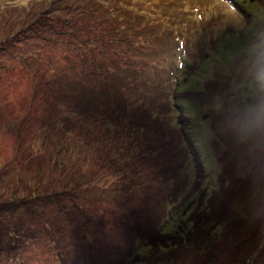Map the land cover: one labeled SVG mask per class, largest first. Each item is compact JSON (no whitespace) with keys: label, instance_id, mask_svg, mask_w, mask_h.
<instances>
[{"label":"rangeland","instance_id":"1","mask_svg":"<svg viewBox=\"0 0 264 264\" xmlns=\"http://www.w3.org/2000/svg\"><path fill=\"white\" fill-rule=\"evenodd\" d=\"M90 24L104 43L74 64L42 41ZM56 181L77 199L1 210ZM202 206L203 239L163 246ZM227 218L242 237L215 239ZM1 243L0 264H264V0H0Z\"/></svg>","mask_w":264,"mask_h":264},{"label":"trees","instance_id":"2","mask_svg":"<svg viewBox=\"0 0 264 264\" xmlns=\"http://www.w3.org/2000/svg\"><path fill=\"white\" fill-rule=\"evenodd\" d=\"M75 10L79 9L77 6H73ZM74 18H72L70 20V23L72 24V21H73ZM37 22V21H36ZM35 22V23H36ZM40 21H38L37 25L40 26L39 24ZM62 22V19H60L58 17V20L55 22L54 21V24H53V28L56 26V24ZM46 25V24H45ZM92 26L90 24V26L88 27V32H89V36H86V38H78L81 34L83 33H77L76 34V38H72V32H63V31H59L57 32L56 30L52 29L54 31V34L52 36L54 37H51V36H43L42 38V41L45 42V43H61V44H67L69 45V47H73L75 50H77L76 52H71L68 51L67 53H63L62 54V60L64 61V63L66 65L68 64H74V59L77 58L76 57V53H78V57L80 55L83 54L84 58H88L87 55L91 54L93 49L97 48V47H101L104 43V40H103V37H105L106 33L104 32L101 33L97 30V36H94L93 34L95 33L94 30L92 29ZM93 30V31H92ZM50 31V30H47V32ZM92 33H91V32ZM46 32V33H47ZM91 33V34H90ZM111 32L110 31H107V34H110ZM88 35V34H87ZM8 47H13V45L17 44V43H12V42H8ZM99 47V48H100ZM26 62L24 64V66L28 67V68H31L30 65H36L37 66V69H39V65H38V62L39 60H34L32 58H26ZM102 69V70H101ZM100 71H104L103 68H101ZM43 84V83H42ZM59 84L58 85V82L56 80H49V81H45L44 84H43V87H41V89H44L47 88L49 89L50 88V91L49 93L52 91V89H57V88H61V92L60 94L62 96H64L65 94L67 95V91L69 90V87H66L64 86V84L62 83V79H60L59 81ZM101 91H103V89H105V85H102L101 87ZM39 89V88H38ZM39 91H36L35 93H38ZM99 97H101L102 95L101 94H97ZM96 99L99 100V98L96 97ZM61 99L59 98V101ZM48 99L46 97V101L47 102ZM48 113L50 114L49 115V119L52 120V121H55V116L56 114L58 115V113H60V110H58V106L57 104H55L52 108L49 109ZM76 113V112H75ZM97 117H98V114H97ZM87 122H89L90 125H94V124H98V121L101 120V119H98V118H94L91 114L88 115V118H86ZM68 134V133H67ZM70 144H68V147H69ZM71 152L74 154L75 152V146L71 148ZM56 155V154H55ZM56 157L58 158V156L56 155ZM214 162L216 160L212 159ZM70 164V163H69ZM61 168L63 167H69L68 163H64V164H60ZM72 173V172H71ZM63 186L60 188V189H57L58 187V183L57 181L55 182V186L53 187V190H45L44 187H40V188H35V187H28V191L27 193H31V196L29 197H25V198H21L20 201L17 202V200L15 202L11 201L9 203H5V204L2 206L1 210L5 208V210L8 211V213L10 212V210L12 211L11 209V206H18L21 204L22 207H27L26 209L28 210L27 212H29L30 214L29 215H36L35 212H36V209L33 207V204H44L43 207L41 206H38L39 207V210H37V216L40 217L42 215V213L45 211V208H47V206L45 205L46 203H49V202H52L54 200L58 201V204L63 201V197L67 196L68 198H71V199H77L78 195L75 191L71 190V189H68V188H72L74 190H79L80 189V182H77L76 185H73L72 182H65V184H62ZM61 186V185H60ZM30 188V189H29ZM38 189V190H36ZM19 203V204H18ZM17 208V207H16ZM201 208V207H200ZM63 207L61 206V211ZM205 210V206H202V210H198L197 212H195L194 214L191 213L189 216H187L186 218L184 219H181L180 220V226L177 227V230H175L176 228H172L171 232H169V234H160V237L163 238L164 240H162L163 242V246H167V244H169L168 242H171L173 243L174 245H183V249H192V247H194V243H195V240L196 238H202L203 239V234L199 236L198 232L199 231H202L200 228H196L195 224V220L197 218V215H201V213ZM4 211V210H3ZM200 211V212H199ZM210 210L209 214L210 216L207 215V217H210V218H213L212 214L215 210ZM205 212V211H204ZM223 212V209H220L219 207H217V211H215V214L217 213V215L219 216L221 213ZM50 213V212H49ZM198 213V214H197ZM225 214V213H223ZM227 214V213H226ZM195 218V220H193ZM192 219V220H191ZM228 219V218H227ZM229 220V219H228ZM242 220L240 221V219H235V218H232L230 219L226 224L225 226H223L222 224L219 225V229L216 231V238L215 239H220V241H223V240H226L227 241V238H229V236L232 238L236 237V229L237 230V234L239 236L242 237V233L245 234L244 232V227L241 225ZM238 224H240V226H238ZM184 225V228H187L189 229V231L185 232L184 229L182 228ZM223 226V227H222ZM175 230V231H173ZM235 230V231H233ZM185 232V233H184ZM209 232H211V229L207 230L206 231V236L209 234ZM15 233V232H14ZM237 235V236H238ZM232 238V239H233ZM152 239V238H151ZM17 240H20V238H17ZM230 241V240H229ZM242 241V240H240ZM237 242V241H235ZM158 243V241L156 242ZM193 245V246H192ZM248 244H244L242 247H240V242L239 243H236V246H234V249L236 250V254L237 256H239V252H243L245 251V247L247 246ZM4 246H2V243L0 245V249L2 250H5V248H3ZM13 247L12 245L9 246V248ZM240 247V248H239ZM165 248V247H164ZM256 249V248H255ZM253 253V251L250 253V255ZM217 256V254L215 253L214 255V258ZM244 260L245 256H243ZM174 260L172 259V261L170 262L172 264ZM242 260H239L238 259V262H241ZM162 264V263H161ZM174 264V263H173ZM238 264V263H237Z\"/></svg>","mask_w":264,"mask_h":264},{"label":"water","instance_id":"3","mask_svg":"<svg viewBox=\"0 0 264 264\" xmlns=\"http://www.w3.org/2000/svg\"><path fill=\"white\" fill-rule=\"evenodd\" d=\"M200 100L204 102L210 101L209 92L208 93H202L200 95Z\"/></svg>","mask_w":264,"mask_h":264}]
</instances>
